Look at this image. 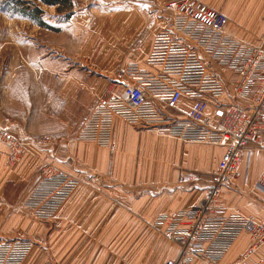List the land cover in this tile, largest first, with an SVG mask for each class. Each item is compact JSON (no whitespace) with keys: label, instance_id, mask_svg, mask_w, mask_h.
<instances>
[{"label":"built area","instance_id":"2783aa9c","mask_svg":"<svg viewBox=\"0 0 264 264\" xmlns=\"http://www.w3.org/2000/svg\"><path fill=\"white\" fill-rule=\"evenodd\" d=\"M166 10L171 13L170 27L155 35L145 67L129 63L120 72L121 93L98 109L99 129L86 130L78 139L114 149L112 120L117 116L139 129L223 148L207 199L160 215L154 226L180 248L179 257L166 264L197 259L221 264L232 245L247 234L252 245L245 260L264 246V221L228 209L226 196L237 189L248 156L264 153V42L251 46L230 36L224 29L225 14L198 0H172ZM185 100L193 101L186 120L177 121L163 111L177 110ZM0 139L9 149L10 162L17 163L26 152V140L6 127H0ZM38 144L44 149L53 145L48 138ZM186 180L194 183L197 176L180 177V182ZM79 183L46 164L21 207L37 220L50 221ZM255 190L264 194V169ZM33 247L29 240L0 242V264H23Z\"/></svg>","mask_w":264,"mask_h":264},{"label":"crops","instance_id":"0c3cea01","mask_svg":"<svg viewBox=\"0 0 264 264\" xmlns=\"http://www.w3.org/2000/svg\"><path fill=\"white\" fill-rule=\"evenodd\" d=\"M198 1L225 14L228 22L224 29L230 36L251 46L263 45L264 0H240L243 5L239 12L250 20L244 7L260 10L255 25L261 29L253 33L244 30L230 11H223L225 7L232 9L230 6H235V1ZM170 20L168 17L167 26ZM153 31L149 30L145 52L131 63L145 67L155 37ZM66 78L65 94L76 95L78 101L82 100L80 103H85V97L89 99L92 93L101 96L106 88L105 83L93 81L90 73L71 72ZM116 82L119 81L116 79ZM192 106L193 101L185 100L179 109L164 108L163 111L170 118L183 121ZM25 140H29L27 143L31 146L17 166L24 177H30L32 168L41 163L43 156L50 155L54 159L51 165L80 183L50 221L42 222L29 214L31 219L21 215L2 219L0 242L29 240L34 244L23 264H166L178 258L179 246L166 240L154 223L160 215L203 203L224 153L218 146L189 143L139 129L117 116L112 120L114 149L79 139L60 143L50 139L52 147L44 149L38 144L39 140L27 137ZM246 163L249 166L244 167L237 189L226 196V207L256 221H264V194L255 190L264 169V153L252 152ZM188 174L196 175L197 180L180 182V177ZM39 179L40 174L28 186L23 200ZM6 188L1 187L0 193H6ZM251 245L250 236L241 235L221 264L264 262V246L242 260ZM191 264L207 263L197 259Z\"/></svg>","mask_w":264,"mask_h":264},{"label":"rangeland","instance_id":"374dc122","mask_svg":"<svg viewBox=\"0 0 264 264\" xmlns=\"http://www.w3.org/2000/svg\"><path fill=\"white\" fill-rule=\"evenodd\" d=\"M70 1L72 7L58 9L40 0H0V127L9 128L22 141L48 138L60 143L99 129L98 109L119 95L116 79L145 52L149 30H154L153 36L170 27L166 6L172 0ZM233 1L236 5L223 11L238 18L244 30H260L255 25L260 10L244 7L250 20L239 12L241 1ZM35 7L44 11L41 18L47 27L25 16ZM71 72L90 73L93 81L105 83L103 94L92 93L85 103L66 95ZM27 141L25 154L31 146ZM22 157L12 164L0 139V188L7 187L0 193V222L13 215L30 218L21 207L24 194L41 167L54 161L53 156H43L31 176L24 177L17 169Z\"/></svg>","mask_w":264,"mask_h":264},{"label":"trees","instance_id":"16d2710c","mask_svg":"<svg viewBox=\"0 0 264 264\" xmlns=\"http://www.w3.org/2000/svg\"><path fill=\"white\" fill-rule=\"evenodd\" d=\"M40 1L43 4L47 5V6H58V9L61 6H69V7H72V2L70 0H40ZM20 12H23V10L20 11ZM25 12H26L25 13V16H27L30 20L34 21L37 25H39L41 27H47V24L41 18V16L44 13V11L41 8L35 7L32 12H30V13H27V11H25ZM70 16L71 15H69L68 18Z\"/></svg>","mask_w":264,"mask_h":264}]
</instances>
